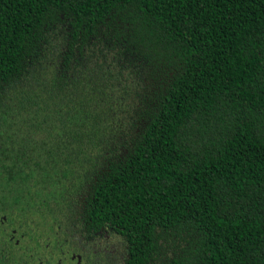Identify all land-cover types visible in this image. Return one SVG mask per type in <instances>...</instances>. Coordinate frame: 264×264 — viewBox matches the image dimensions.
<instances>
[{
  "label": "trees",
  "instance_id": "16d2710c",
  "mask_svg": "<svg viewBox=\"0 0 264 264\" xmlns=\"http://www.w3.org/2000/svg\"><path fill=\"white\" fill-rule=\"evenodd\" d=\"M0 213L113 264H264V0H0Z\"/></svg>",
  "mask_w": 264,
  "mask_h": 264
},
{
  "label": "rangeland",
  "instance_id": "374dc122",
  "mask_svg": "<svg viewBox=\"0 0 264 264\" xmlns=\"http://www.w3.org/2000/svg\"><path fill=\"white\" fill-rule=\"evenodd\" d=\"M2 218L0 213V248L4 245L11 264H113V256L104 241L96 246L97 251L75 253L50 236L49 231L41 235V228L33 229L32 223L25 227L18 222L3 223ZM111 242L114 244L113 239ZM117 253L121 254V251Z\"/></svg>",
  "mask_w": 264,
  "mask_h": 264
},
{
  "label": "flooded vegetation",
  "instance_id": "af4514ba",
  "mask_svg": "<svg viewBox=\"0 0 264 264\" xmlns=\"http://www.w3.org/2000/svg\"><path fill=\"white\" fill-rule=\"evenodd\" d=\"M2 214H3V218H2L3 223L4 222L12 223V222L8 221V215L7 214H5V213H2ZM1 246L2 247L0 248V264H11L10 258L8 259V253H7L6 249H3L4 245H1ZM15 263L16 262H13L12 264H15Z\"/></svg>",
  "mask_w": 264,
  "mask_h": 264
}]
</instances>
